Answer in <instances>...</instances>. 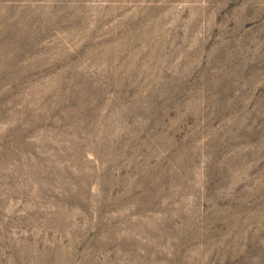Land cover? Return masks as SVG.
<instances>
[{
	"label": "rangeland",
	"instance_id": "rangeland-1",
	"mask_svg": "<svg viewBox=\"0 0 264 264\" xmlns=\"http://www.w3.org/2000/svg\"><path fill=\"white\" fill-rule=\"evenodd\" d=\"M0 264H264V0H0Z\"/></svg>",
	"mask_w": 264,
	"mask_h": 264
}]
</instances>
